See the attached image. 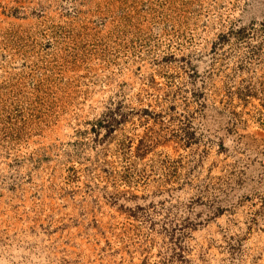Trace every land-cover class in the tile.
<instances>
[{"label": "rangeland", "instance_id": "obj_1", "mask_svg": "<svg viewBox=\"0 0 264 264\" xmlns=\"http://www.w3.org/2000/svg\"><path fill=\"white\" fill-rule=\"evenodd\" d=\"M0 264H264V0H0Z\"/></svg>", "mask_w": 264, "mask_h": 264}]
</instances>
